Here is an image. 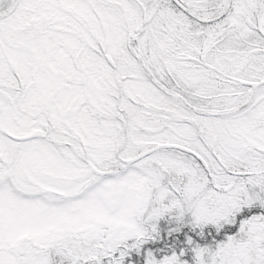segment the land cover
I'll list each match as a JSON object with an SVG mask.
<instances>
[{"label":"snow or ice","instance_id":"obj_1","mask_svg":"<svg viewBox=\"0 0 264 264\" xmlns=\"http://www.w3.org/2000/svg\"><path fill=\"white\" fill-rule=\"evenodd\" d=\"M0 264H264V0H0Z\"/></svg>","mask_w":264,"mask_h":264}]
</instances>
